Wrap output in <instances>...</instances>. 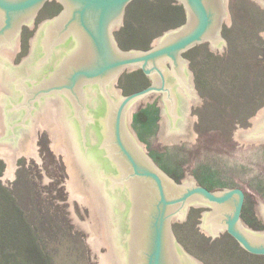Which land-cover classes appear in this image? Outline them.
Here are the masks:
<instances>
[{"label":"water","instance_id":"obj_1","mask_svg":"<svg viewBox=\"0 0 264 264\" xmlns=\"http://www.w3.org/2000/svg\"><path fill=\"white\" fill-rule=\"evenodd\" d=\"M46 1L0 0V158L6 164L0 178L14 179L16 159L36 153V130L45 129L64 162L68 205L94 264H202L172 230L190 207L210 208L197 224L205 235L226 230L247 252L264 255V230H252L240 219L241 189L209 190L188 172L175 182L153 163L130 127L139 102L151 103L159 94L158 140L195 142L197 117L189 116L190 105L202 102L183 53L209 40V50L221 55L223 0H181L187 15L182 25L152 39L147 49L128 50L114 31L132 0H56L59 13L34 31L36 49L29 53V47L14 65L21 28L35 26ZM254 1L264 9V0ZM225 24L230 26L229 15ZM134 69L151 83L123 95L117 80ZM248 121L251 127L237 128L231 137L243 149L264 144V106ZM73 200L81 212L87 207L84 221L74 214ZM256 200L255 215L264 224V204ZM100 247L106 251L100 253Z\"/></svg>","mask_w":264,"mask_h":264},{"label":"rangeland","instance_id":"obj_2","mask_svg":"<svg viewBox=\"0 0 264 264\" xmlns=\"http://www.w3.org/2000/svg\"><path fill=\"white\" fill-rule=\"evenodd\" d=\"M179 8L180 12L173 10ZM230 26L223 24L220 36L226 42L221 55L208 48V42L190 47L183 53L192 73L199 106L190 105L189 116L195 115L192 130L194 143L162 144L156 137L161 116L157 105L139 102L131 112L130 127L153 163L175 182L188 172L198 185L209 190L239 188L244 194L240 219L252 230H264L254 206L258 198L264 204V144H246L233 140V130L252 126L248 119L264 106V9L254 0H228ZM61 5L46 1L39 9L36 23L57 15ZM185 11L178 0H132L126 7L122 25L114 31L124 49H145L152 39L185 22ZM19 33L20 50L12 62L18 64L26 56L28 40L35 28L23 25ZM140 69L124 71L117 88L123 95L148 86ZM141 71V70H140ZM237 145H240L236 147ZM37 158L22 155L16 159L14 179L0 178V184L15 193L18 205L41 236L43 249L53 264H94L82 230L72 217L67 199V172L45 129L38 132ZM0 158V177L5 171ZM256 197V198H255ZM74 214L80 221L88 218V209L72 201ZM198 210L190 207L186 219L172 222L177 243L202 264H263L264 256L247 253L227 232L211 240L199 230ZM211 240V241H210ZM210 241V242H209ZM106 251L100 247L99 252Z\"/></svg>","mask_w":264,"mask_h":264},{"label":"trees","instance_id":"obj_3","mask_svg":"<svg viewBox=\"0 0 264 264\" xmlns=\"http://www.w3.org/2000/svg\"><path fill=\"white\" fill-rule=\"evenodd\" d=\"M172 8L180 12L179 8ZM136 75L143 73L138 70ZM15 196L0 184V264H53L50 254L42 247L41 236L38 237Z\"/></svg>","mask_w":264,"mask_h":264},{"label":"flooded vegetation","instance_id":"obj_4","mask_svg":"<svg viewBox=\"0 0 264 264\" xmlns=\"http://www.w3.org/2000/svg\"><path fill=\"white\" fill-rule=\"evenodd\" d=\"M179 2H180V4H181V6L183 7V9L185 10V6H184V4H183V2L181 1V0H179ZM264 8V7H263ZM60 11V10H59ZM59 11H57L58 13H59ZM264 11V10H263ZM185 12H186V10H185ZM57 13V14H58ZM223 13L224 14H222V16H221V29H220V32H221V30H222V27H223V24H225V19H226V16H228L229 15V9H228V0H223ZM186 17H187V15L185 16V21H186ZM39 23V22H38ZM38 23H36V20H35V26L33 27V28H31L30 27V29H36V27H37V24ZM22 30V29H21ZM34 35V34H33ZM32 37L30 38V49H29V53L32 51V49L33 50H35L36 49V45H32ZM18 40V41H17ZM16 41H17V44L18 45H20V36L19 37H17V39H16ZM204 42H208V43H210L211 44V42L209 41V40H206V41H204ZM222 45L224 44V42L223 43H221ZM15 45V41H13V44H12V46H14ZM20 50V47L18 46V50H17V52ZM17 52H16V54H15V56L17 55ZM28 53V54H29ZM146 76V75H145ZM148 77V80H149V83H151V79L149 78V76H147ZM13 97V96H12ZM12 97H10V98H12ZM15 98V97H14ZM32 111H33V109H32ZM10 117L11 118H13V120H14V118H15V120L14 121H16V119H17V117L15 116V113H13V111L10 113ZM12 120V121H13ZM194 208H196L197 210H198V214H199V216H200V220L201 221H203V216H204V214H203V212L205 211V210H207V209H210V208H206V207H194ZM188 212V211H187ZM223 232H227L226 230H220L219 231V233L217 234V235H212L211 233H210V237L211 238H215V237H219L220 236V234H222ZM227 234H228V232H227ZM246 251V250H245ZM248 253V252H247ZM252 254V253H251ZM253 255H258V256H260L259 254H253ZM261 256H264V255H261Z\"/></svg>","mask_w":264,"mask_h":264},{"label":"bare ground","instance_id":"obj_5","mask_svg":"<svg viewBox=\"0 0 264 264\" xmlns=\"http://www.w3.org/2000/svg\"><path fill=\"white\" fill-rule=\"evenodd\" d=\"M41 129H37L36 130V133H35V143H36V148H37V138H38V132L40 131ZM54 146V145H53ZM38 151H37V149H36V153H34L33 155H27V156H34V157H36L37 158V156H38V153H37ZM16 163V162H15Z\"/></svg>","mask_w":264,"mask_h":264}]
</instances>
